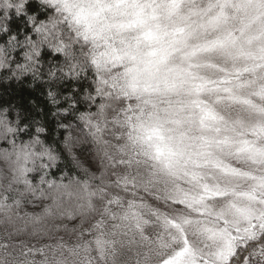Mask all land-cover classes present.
Returning a JSON list of instances; mask_svg holds the SVG:
<instances>
[{
    "label": "snow or ice",
    "instance_id": "snow-or-ice-1",
    "mask_svg": "<svg viewBox=\"0 0 264 264\" xmlns=\"http://www.w3.org/2000/svg\"><path fill=\"white\" fill-rule=\"evenodd\" d=\"M0 84V264H264V0H0Z\"/></svg>",
    "mask_w": 264,
    "mask_h": 264
},
{
    "label": "trees",
    "instance_id": "trees-1",
    "mask_svg": "<svg viewBox=\"0 0 264 264\" xmlns=\"http://www.w3.org/2000/svg\"><path fill=\"white\" fill-rule=\"evenodd\" d=\"M20 96L21 90L18 89L15 84H0V97H2V99H0V103L12 101L19 104L21 103ZM23 96L25 97V99L30 97L42 99L39 97L38 93H32L31 90L27 89L23 91Z\"/></svg>",
    "mask_w": 264,
    "mask_h": 264
}]
</instances>
